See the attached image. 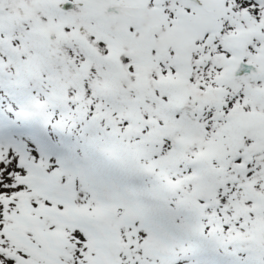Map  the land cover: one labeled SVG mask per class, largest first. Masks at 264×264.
<instances>
[{"label":"snow or ice","instance_id":"6c2138e0","mask_svg":"<svg viewBox=\"0 0 264 264\" xmlns=\"http://www.w3.org/2000/svg\"><path fill=\"white\" fill-rule=\"evenodd\" d=\"M0 264H264V0H0Z\"/></svg>","mask_w":264,"mask_h":264}]
</instances>
